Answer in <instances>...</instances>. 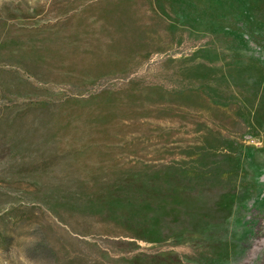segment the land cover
<instances>
[{"label": "rangeland", "instance_id": "rangeland-1", "mask_svg": "<svg viewBox=\"0 0 264 264\" xmlns=\"http://www.w3.org/2000/svg\"><path fill=\"white\" fill-rule=\"evenodd\" d=\"M0 264H264V0H0Z\"/></svg>", "mask_w": 264, "mask_h": 264}]
</instances>
